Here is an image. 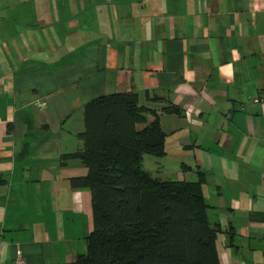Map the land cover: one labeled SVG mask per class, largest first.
Here are the masks:
<instances>
[{"label":"crops","instance_id":"1","mask_svg":"<svg viewBox=\"0 0 264 264\" xmlns=\"http://www.w3.org/2000/svg\"><path fill=\"white\" fill-rule=\"evenodd\" d=\"M128 91L159 113L162 158L186 156L176 174L205 173L218 264H264V0H0V264L85 251L87 168L61 156L86 101Z\"/></svg>","mask_w":264,"mask_h":264},{"label":"trees","instance_id":"2","mask_svg":"<svg viewBox=\"0 0 264 264\" xmlns=\"http://www.w3.org/2000/svg\"><path fill=\"white\" fill-rule=\"evenodd\" d=\"M161 111L181 113L173 106ZM83 123L80 149L61 159L87 168L70 184L89 190L93 228L85 251L66 264H218L222 229L208 220L205 173L161 179L143 167L145 155L165 154L159 113L141 105L136 92H117L86 101Z\"/></svg>","mask_w":264,"mask_h":264},{"label":"rangeland","instance_id":"3","mask_svg":"<svg viewBox=\"0 0 264 264\" xmlns=\"http://www.w3.org/2000/svg\"><path fill=\"white\" fill-rule=\"evenodd\" d=\"M179 161H184L186 163L185 165L188 166L186 156H183L182 154H172L164 159L154 155H146L143 161V167L144 169L152 172L157 166L159 167L162 165L167 168L165 172H162V174H165L163 176L165 179H179L180 176L175 172L176 165Z\"/></svg>","mask_w":264,"mask_h":264},{"label":"built area","instance_id":"4","mask_svg":"<svg viewBox=\"0 0 264 264\" xmlns=\"http://www.w3.org/2000/svg\"><path fill=\"white\" fill-rule=\"evenodd\" d=\"M14 263H15V264H23V263H24V260H23V258H22L21 251H18V252H17V256H16V258L14 259Z\"/></svg>","mask_w":264,"mask_h":264}]
</instances>
